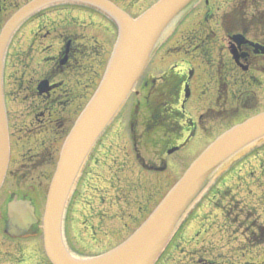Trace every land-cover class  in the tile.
<instances>
[{
	"label": "rangeland",
	"instance_id": "rangeland-1",
	"mask_svg": "<svg viewBox=\"0 0 264 264\" xmlns=\"http://www.w3.org/2000/svg\"><path fill=\"white\" fill-rule=\"evenodd\" d=\"M230 1L210 0V5H215L214 11L220 12ZM203 3L193 11L202 10ZM148 4L133 3L136 5L134 12L144 10ZM177 22L161 37L158 43L161 46L156 47L157 51L134 90L100 137L92 158L85 163L83 175L69 201L66 218L68 246L75 255L96 256L129 236L210 142L233 123L264 111V80L249 87L254 97L249 106L238 98L241 90L236 89L235 84L223 94V83L214 77L219 72L218 65L210 67L211 60L218 64L223 59L220 46L215 44L214 48L213 45L219 42L220 35L198 34L199 44L212 43L209 47L212 50L207 54L199 52L192 39H181L187 32L186 24L182 23L184 27L170 34ZM177 41L181 45L174 47ZM172 69L184 72L185 76L188 74L190 95H182L177 105L182 115L171 116L173 109L166 106L162 121L151 130L146 129L145 122L149 118L146 101L157 95L160 83L157 80L162 73ZM209 69L212 70L210 80L207 73L204 74ZM205 88L206 93H203ZM87 98L80 104L79 112ZM130 125L135 126L132 131L137 138L134 144L129 137ZM176 146L177 150L167 153ZM54 156L46 158L49 162L40 166L34 164L35 168L31 164L32 174L43 172L52 176L57 161V155ZM21 162L12 159L8 172L18 168ZM161 163L163 170L155 171ZM11 176L7 177L8 186L14 181ZM35 180L38 181V176ZM41 181L37 186L45 187L43 182L47 179ZM44 195H37V198ZM246 236L254 239V243L263 241L259 236L264 237V137L216 170L208 187L181 218L155 264H218L222 254L228 262L243 264L244 259L251 258L257 264H264V245L243 251L245 245H252L242 242ZM197 241H200L198 246ZM194 246L199 249L197 252L205 255L194 259L198 263L189 254L195 250Z\"/></svg>",
	"mask_w": 264,
	"mask_h": 264
},
{
	"label": "flooded vegetation",
	"instance_id": "flooded-vegetation-1",
	"mask_svg": "<svg viewBox=\"0 0 264 264\" xmlns=\"http://www.w3.org/2000/svg\"><path fill=\"white\" fill-rule=\"evenodd\" d=\"M28 1L0 0V30L7 19ZM108 1L131 17H137L157 0ZM141 1L149 4L135 13L133 3ZM201 3L204 5L202 10L191 12L190 18L182 21L188 29L181 39H192L196 42L195 50L207 54L212 50L209 48L212 43L207 46L199 44L198 34L220 35L219 42L214 41L213 45L214 48L215 44L220 46L223 59L218 64L211 60L210 67L217 68L218 65L219 70L214 77L223 83V94L235 84L236 89L241 90L238 98L249 106L254 100L249 87L264 80V0H232L220 12L214 11L217 7L210 5V0ZM194 15H197L195 19ZM115 34L116 25L104 12L76 3L42 9L27 18L13 33L4 55L2 88L10 160L22 162L14 171L7 172L0 188V264H52L45 252L42 231V214L51 176L43 172L34 175L30 169L35 168L34 164L47 163L46 158L58 155L55 150L58 147L59 151L77 119L80 104L91 95L103 74ZM177 42L174 47L181 45ZM206 73L210 80L212 70ZM9 175L14 178L11 186L6 184ZM37 176L38 181L35 180ZM43 178L47 179L43 182L45 187L37 186ZM44 193V197L37 198ZM15 197L31 201L35 222L20 228L18 222L8 217V203ZM66 225L67 221L65 236L68 237ZM259 237L263 239L259 243H254L249 236L244 237L242 242L252 245L242 246L243 251L263 246L264 237ZM218 264L238 262H228L222 254ZM243 264L257 263L247 258Z\"/></svg>",
	"mask_w": 264,
	"mask_h": 264
},
{
	"label": "water",
	"instance_id": "water-1",
	"mask_svg": "<svg viewBox=\"0 0 264 264\" xmlns=\"http://www.w3.org/2000/svg\"><path fill=\"white\" fill-rule=\"evenodd\" d=\"M199 0H159L133 19L107 0H32L16 11L0 31V187L9 161V136L2 74L7 43L29 15L48 5L74 2L105 12L117 25V39L103 77L70 132L51 179L42 229L52 264H154L183 215L208 187L216 170L246 146L264 137V112L234 125L211 142L186 168L140 227L108 252L89 258L72 255L63 242V217L77 177L95 143L117 115L167 29ZM264 52V48H262ZM172 150H170L171 152ZM8 217L20 228L36 221L29 200L8 203Z\"/></svg>",
	"mask_w": 264,
	"mask_h": 264
},
{
	"label": "trees",
	"instance_id": "trees-1",
	"mask_svg": "<svg viewBox=\"0 0 264 264\" xmlns=\"http://www.w3.org/2000/svg\"><path fill=\"white\" fill-rule=\"evenodd\" d=\"M181 84L182 78L177 75H171L168 78L165 77L163 84L157 89L159 90L158 94L155 92L157 95L152 100L146 101L145 106L149 109V118L145 122L146 129L151 130L160 123L163 112H165V103L168 101L171 104L176 100ZM174 115H179V112L175 111ZM163 168L164 166L162 165L159 170Z\"/></svg>",
	"mask_w": 264,
	"mask_h": 264
}]
</instances>
